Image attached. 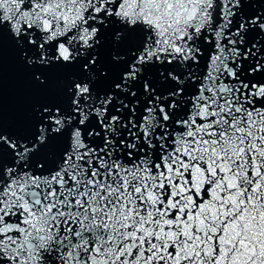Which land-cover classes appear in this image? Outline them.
Returning <instances> with one entry per match:
<instances>
[{"label": "snow or ice", "instance_id": "snow-or-ice-1", "mask_svg": "<svg viewBox=\"0 0 264 264\" xmlns=\"http://www.w3.org/2000/svg\"><path fill=\"white\" fill-rule=\"evenodd\" d=\"M0 264H264V0H0Z\"/></svg>", "mask_w": 264, "mask_h": 264}, {"label": "water", "instance_id": "water-1", "mask_svg": "<svg viewBox=\"0 0 264 264\" xmlns=\"http://www.w3.org/2000/svg\"><path fill=\"white\" fill-rule=\"evenodd\" d=\"M68 72L52 71L50 82L55 85L65 79ZM59 98V90L55 87L40 91L27 83L26 74L17 68L16 59L11 51L5 52L4 79V113L5 119L15 128L25 123V118L33 103L53 102Z\"/></svg>", "mask_w": 264, "mask_h": 264}]
</instances>
